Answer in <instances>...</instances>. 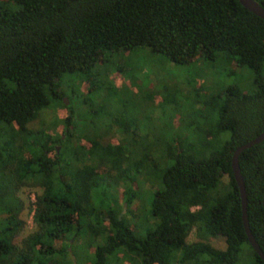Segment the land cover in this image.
Instances as JSON below:
<instances>
[{
	"label": "trees",
	"instance_id": "obj_1",
	"mask_svg": "<svg viewBox=\"0 0 264 264\" xmlns=\"http://www.w3.org/2000/svg\"><path fill=\"white\" fill-rule=\"evenodd\" d=\"M254 1L264 9V0ZM143 48L179 65L232 62L229 74L248 71L251 89L184 97L194 107L183 117L190 131H160L148 148L141 118L97 120L100 110L68 90L84 81L88 93L100 91L95 67L109 54ZM57 103L68 112L61 135L30 128ZM80 106L87 120L77 116ZM263 131L264 21L238 0H0V264H75L67 247L86 238L92 264H264L247 240L231 167L234 151ZM115 132L121 139L112 143ZM239 168L249 227L264 253V141L240 154ZM138 176L158 186L142 236L114 197L118 184ZM23 187L41 193L34 230L17 243ZM192 232L196 241L188 242Z\"/></svg>",
	"mask_w": 264,
	"mask_h": 264
},
{
	"label": "rangeland",
	"instance_id": "obj_2",
	"mask_svg": "<svg viewBox=\"0 0 264 264\" xmlns=\"http://www.w3.org/2000/svg\"><path fill=\"white\" fill-rule=\"evenodd\" d=\"M234 69V64L227 61L214 63L199 61L188 65H179L162 55L153 54L149 49L143 48L107 55L104 61L95 67L92 77L95 85H102L100 91L98 90L94 94L88 93L91 83L84 81L76 84L70 83L68 90H78L81 93L80 101H86V104L83 105L100 110L97 120L98 118L108 119L112 115L117 116L122 113L130 118L137 116L141 118L142 123L138 121L143 128L141 135L150 131L149 137L144 141V144L149 148V142L153 140V135L160 131L170 132L169 130H173L179 135L190 131L186 124H183V117L194 111V107H192L193 104H185L184 97L192 95L193 98L208 101L212 96L220 95L226 87L231 85H237L242 90L249 91L252 79L250 73L245 71V74L236 73L231 76L229 72ZM170 100H173L177 105L174 113L172 109L174 104L172 108H164ZM65 105H70L67 98H65ZM77 108V116H81L82 120H87L86 113L81 114L82 107ZM67 116L68 112L65 106L57 103L53 108L41 111L37 119L30 124V128H43L53 135H61ZM194 122L196 127L205 128L206 122L203 119L194 117ZM63 139L65 138L63 137ZM109 139L112 143H117L121 136L115 132ZM82 143L87 146L85 142L82 141ZM56 147L59 151L61 150L58 145ZM149 151L154 154V148H150ZM224 182L227 183L226 177ZM156 189L158 186L154 179L147 180L138 176L131 186L120 183L114 190L118 211L137 231L138 236L145 233L146 223L150 216V202ZM40 193L41 189L37 187H23L18 193L19 198L25 204L21 213V219L25 221V229L17 238V243L34 230L33 203L35 196ZM127 193L133 196V200L128 204L125 202ZM94 203L99 206V201ZM194 241H196L195 232H192L188 237V242ZM88 242V238L77 242L70 241L71 245L67 247V250L73 256L75 264H92L93 248L88 245ZM212 244L217 248H224L222 240H213ZM245 248L248 253L250 251L248 246L245 245Z\"/></svg>",
	"mask_w": 264,
	"mask_h": 264
},
{
	"label": "water",
	"instance_id": "obj_3",
	"mask_svg": "<svg viewBox=\"0 0 264 264\" xmlns=\"http://www.w3.org/2000/svg\"><path fill=\"white\" fill-rule=\"evenodd\" d=\"M238 1L245 9H247L249 12L253 13L254 15H256L257 17H259L260 19L264 21V9L256 1L254 0H238ZM262 141H264V131L259 136H257L255 139L238 147L232 155L231 167H232L234 180L238 186L239 193H240L241 208H242V222H243V227H244L247 240L250 246L252 247V249L254 250V252L258 255V257L264 263V253L259 247V244L255 240L254 236L252 235L250 227H249L248 215H247V195H246L244 180L241 175L240 168H239L240 154L244 150L249 149L256 144H259Z\"/></svg>",
	"mask_w": 264,
	"mask_h": 264
}]
</instances>
